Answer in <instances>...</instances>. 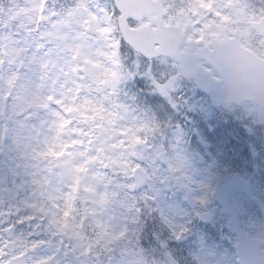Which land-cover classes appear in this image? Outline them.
Segmentation results:
<instances>
[{"label": "rangeland", "instance_id": "rangeland-1", "mask_svg": "<svg viewBox=\"0 0 264 264\" xmlns=\"http://www.w3.org/2000/svg\"><path fill=\"white\" fill-rule=\"evenodd\" d=\"M74 2L4 0L6 8L0 17L7 25L0 50L4 49L7 55L5 58L0 52V95L14 92L15 99L6 106L0 98V201L6 195V184H26V187L35 188L34 196L49 197L54 202L53 218L64 237L78 242L107 240L108 247L116 250L121 244V249L125 250L130 243L134 245L132 236L120 240H112L111 236L120 232L124 219L120 202L125 198L119 185L131 175V155L136 153L138 145L143 147L145 138L167 146L175 137L171 129L167 130L168 139H164L159 132L129 127V117L137 114H126L113 107L112 102H120L116 93L120 97L132 95V84L127 83V68L122 63L129 53L126 49L121 56L122 39L117 17L111 12L104 16L93 15L84 8L71 9V14L62 15L60 19L51 15V10L63 13ZM83 2L93 12L97 11V6L112 7L109 0ZM172 2L188 5L182 18L176 21L185 29L193 25L189 16L200 15L201 8L205 7L203 0ZM198 30L193 32L198 33ZM86 61L93 76L83 71ZM160 63L166 65L168 62ZM158 70L164 71V68ZM187 85L185 79L176 87ZM149 94V100L156 104L157 99ZM247 106L252 107L251 104ZM134 107L142 109L137 118L145 116L143 110L155 112L153 105L140 104L138 100ZM161 118L174 125L177 121L184 129L186 144H181V148L192 162L197 178L213 189L208 172V167L214 165L213 158L203 161L200 157L213 141L202 125L196 124L186 113L175 110ZM197 133L204 138V144L199 142ZM120 136L124 139H118ZM249 155L254 157L255 154ZM230 169L232 175L238 173ZM151 187L159 190V206L165 213L191 210V205L177 189L164 188L158 182ZM229 187L228 204L239 209L241 201L259 211L249 221L260 226L264 237V175L250 183V193L233 184ZM224 188L227 186H222V190ZM11 190L14 188L8 191L12 196ZM146 190L148 187L141 192ZM213 190L217 195L221 186ZM113 191L118 195L112 196ZM210 204L209 201V207ZM144 216L159 218L158 213ZM238 220L241 229L245 223L240 216ZM97 221L106 225L108 235H98L100 225ZM222 223L227 225L226 221L219 222ZM202 224L212 226V222ZM139 235L146 234L137 232L136 236ZM199 242L202 246V241ZM182 243L190 242L184 238ZM204 257L214 259L211 255Z\"/></svg>", "mask_w": 264, "mask_h": 264}, {"label": "snow or ice", "instance_id": "snow-or-ice-1", "mask_svg": "<svg viewBox=\"0 0 264 264\" xmlns=\"http://www.w3.org/2000/svg\"><path fill=\"white\" fill-rule=\"evenodd\" d=\"M47 3V0H45ZM205 7L201 8V14L196 17L189 16L193 21L192 27L186 29L183 34L175 33L176 46L173 49H165V58L168 63L161 65L160 60L156 57H148L143 53L138 52L132 43L121 40L120 53L123 56L127 49L129 57L127 60H122L124 67L127 68V83L139 85L131 97L125 94L123 97L116 93L119 103L112 102L113 107L122 109L124 113H136V116L129 117V127H139L148 132H159L164 139H168V129L172 130L175 139L167 146L162 143H156L153 140L145 138L143 147L137 146L135 154L131 155V175L128 179L119 185L122 191L123 199L120 206L123 209L121 216L124 219L121 221L122 227L119 233L111 236L112 240L128 238L132 236L137 241L135 245L130 243L127 248L120 252L118 264H181L179 258L171 251H167V241L160 238L159 234L156 239L166 251L164 259L155 258L154 250L140 246V235L142 234L141 220L145 214H159L161 229L167 231L169 238L175 241H181L190 232L189 225L194 218L208 220L210 199L216 196L215 190L211 189L208 184L197 178L192 162L183 152L181 144H186L185 131L180 125H174L170 121L164 120L161 117L170 110L183 112L188 115L195 114L200 110H207L203 107V103L208 105V109L213 108V105L242 103L249 95H259L262 103L257 107H249V119L258 117L264 124V92L249 93L246 90L239 89L233 82L229 72L225 69L222 63V49L218 48L211 41H208L210 47L205 49L203 42H200L199 36H196V43H191L194 29H204L209 23H213L211 31H216V27L220 25L221 19L236 20L235 25L237 35H233L234 40H240L248 46L259 45L264 48V8L257 11L247 0H222L218 3L217 0H203ZM188 5H177L172 0H157L154 7V13L150 16L141 18L125 17L128 29L132 32L138 31L140 28L147 27L151 24L153 28L159 29L161 33L172 32L175 23L181 19L186 12ZM84 8L93 15L104 16L111 12L113 17L122 16L120 7L113 0L112 7L97 6V11L93 12L83 0H75L70 9L64 10L63 13L51 10V15L60 19L62 15L71 14V9ZM231 27V25H229ZM228 36L230 33L225 32ZM164 45L161 44V48ZM193 49L203 51L204 56L198 57L196 61L189 59L185 53L187 50ZM159 50V49H158ZM133 53H136L133 55ZM161 67L164 71H159ZM195 77V83L190 92H185L182 88H177L178 83H183L185 78ZM203 88L211 94V102L207 101L205 96H202L197 89ZM147 89V91H145ZM115 91V88H114ZM149 93L156 96L157 103L153 105L155 112L152 110H143L145 116L137 118L142 110L134 107L139 97H149ZM4 104L7 106L9 102L15 99V93L9 92L0 95ZM162 98V99H160ZM131 100V102H129ZM31 111V109H28ZM159 113L160 115H156ZM144 135L143 132L140 133ZM199 142L204 144V138L197 133ZM118 139L123 140L120 136ZM171 152V155H170ZM139 170V172L137 171ZM159 183L164 188H175L183 193L185 201L191 205L190 211L174 210L173 214L165 213L159 206L158 196L159 190L152 188L151 185ZM148 186L149 190L144 192L139 191L142 187ZM139 192V195L136 193ZM112 196H117L118 192L113 191ZM104 197H101L103 200ZM226 210L229 212L228 226L237 231L240 230L238 214L239 209L235 205L225 204ZM38 215H33L28 221L32 224L35 221L34 227H42L46 224L47 218L43 212ZM212 216V214H211ZM115 219V218H114ZM24 223L23 219L18 221ZM100 225V222H96ZM247 231L240 232V240L237 246L248 245L252 243V232L256 228L254 221L247 224ZM8 229H2L7 231ZM108 235L106 225H100L98 235ZM63 255L67 256L71 249L63 243ZM8 243L0 241V264H21V261L26 258L30 252L34 251L42 241L35 239L29 241V247L23 251L9 254L7 248ZM89 248V252H91ZM108 253H115L114 248L105 247ZM191 264H205V261L200 256L190 257ZM34 264H48L47 260L36 259ZM111 264V262H110ZM247 264H255L253 261H248ZM264 264V262H261Z\"/></svg>", "mask_w": 264, "mask_h": 264}, {"label": "flooded vegetation", "instance_id": "flooded-vegetation-1", "mask_svg": "<svg viewBox=\"0 0 264 264\" xmlns=\"http://www.w3.org/2000/svg\"><path fill=\"white\" fill-rule=\"evenodd\" d=\"M217 2L220 3L222 0H217ZM247 2L257 11L264 8V0H247ZM5 8L4 0H0V16ZM237 23L236 20L222 18L220 25L216 27L214 32L210 30L214 26L213 23H210L209 27L199 29L198 33L193 32L191 43L195 44L197 42L196 36H199L204 48L210 47L208 41L232 40V36L237 35L235 27ZM175 24L180 27L182 33L186 30L178 22ZM6 25L0 17V40L3 39V33L6 32ZM225 32L230 33V35L226 36ZM234 41L264 59V48H260L259 45L248 46L240 40ZM0 52L1 56L6 58L7 52L4 49ZM186 52L192 53L195 61L198 57H202L200 54L202 51L189 49ZM3 57L2 59H5ZM158 59L168 62L165 57H159ZM242 62L245 63L246 60H242ZM185 79H187L189 87L187 85L182 89L185 92H190L195 83L194 78L186 77ZM197 91L205 96L207 101L211 102L209 95L203 89L198 88ZM202 103L203 107L207 109L206 111L200 110L195 114L186 115L189 118H194L196 124L202 125L205 133L213 141L212 146L208 147L206 153L200 155L203 161L206 158L207 160L213 158L214 165L208 167L209 170L206 169L213 180V184L210 183V185L213 189H216V186H221V191L210 199L211 204L207 212H210L212 216L210 214L208 220L193 219L189 225L190 234L185 237L188 238L189 244H183L184 239L181 241L170 239L167 231L161 229L159 218L150 221L142 220V234L146 235L140 236V246L149 251L154 250L155 258L163 260L166 250L160 246L159 241L156 239V235L159 234L160 238L168 243L167 251L174 253L180 259L181 264H191L190 257L196 256H200L205 264H240L236 252L240 232L247 231L246 226L250 222L249 218H252V215L259 211L246 203L243 205L240 201L238 216L242 218L245 226L237 231L228 226L229 212L226 210L225 204L228 203L230 184L239 186L245 192L250 193V183L264 175L262 171L264 169V124L258 117L249 119L247 105L251 104L252 107H257L252 102L240 105L237 103L225 104L222 107L213 105L211 109H208L206 103ZM249 153H254V157ZM230 168L234 169L232 173H238L232 175ZM222 186H227V188L222 190ZM4 188L6 195L0 201V241H11V243H8L7 248L9 254L27 249L29 241L35 239L42 241L34 251L30 252L21 261V264H34L36 259L47 260L48 264H110L112 260L113 264H117L118 259H120V252L123 251L121 244L117 245L115 253L110 254L105 251V247H108L107 240L70 241L63 236L61 228L57 227V223L53 218L54 208L52 204L54 202L50 200L51 198L34 196L35 188L26 187V184H6ZM12 188H14V191L11 190L13 191L11 196L8 191ZM180 193L182 194L181 191ZM37 210L43 212L47 218L46 224L42 227H34L35 221L32 224L28 223L33 215H38ZM21 219L25 222L19 223L18 221ZM221 221H226L227 225L219 224ZM202 222H212V226L203 225ZM219 226L221 228H218ZM2 229L8 230L2 231ZM252 237L264 239L261 235L260 226H256L252 232ZM61 239L71 249L67 256L62 254L64 249L60 242ZM136 243L135 240L134 245ZM89 248L92 249L91 252H89ZM205 255H211L214 259H206Z\"/></svg>", "mask_w": 264, "mask_h": 264}, {"label": "water", "instance_id": "water-1", "mask_svg": "<svg viewBox=\"0 0 264 264\" xmlns=\"http://www.w3.org/2000/svg\"><path fill=\"white\" fill-rule=\"evenodd\" d=\"M115 2L122 12V16L118 18V24L123 39L132 43L138 52L151 58L165 55V49L175 48V33L182 34L176 25L172 32L161 33L159 29H153L151 26L132 32L128 29L124 19L130 16L141 18L145 14L152 15L157 0H115ZM230 41L227 39L212 41V44L222 49V63H224V67L229 72L236 87L249 93L264 92V60L259 59L257 55L241 47L238 43ZM161 44L164 45L163 48H161ZM157 45L160 46L159 50L156 49ZM242 60H246V62L243 63ZM84 70L92 75L87 62L84 64ZM208 94L211 96L210 93ZM246 101H254L259 106L262 103L259 95H249L243 102ZM222 105L224 104H218L217 106ZM137 171L139 172V170ZM261 248V241L256 239L248 245L237 246L241 264H247L248 261H253L255 264L264 262V251Z\"/></svg>", "mask_w": 264, "mask_h": 264}, {"label": "trees", "instance_id": "trees-1", "mask_svg": "<svg viewBox=\"0 0 264 264\" xmlns=\"http://www.w3.org/2000/svg\"><path fill=\"white\" fill-rule=\"evenodd\" d=\"M143 97H144V96H143ZM144 99L146 100L147 105H152V102H150L149 97H148V98L144 97ZM144 99H143V100H144ZM141 100H142V99H141ZM143 100H142V103L145 102V101H143ZM146 102H145V103H146ZM148 108H150V107L148 106Z\"/></svg>", "mask_w": 264, "mask_h": 264}, {"label": "clouds", "instance_id": "clouds-1", "mask_svg": "<svg viewBox=\"0 0 264 264\" xmlns=\"http://www.w3.org/2000/svg\"><path fill=\"white\" fill-rule=\"evenodd\" d=\"M9 104H11V102H9ZM117 264H118V262H117Z\"/></svg>", "mask_w": 264, "mask_h": 264}]
</instances>
